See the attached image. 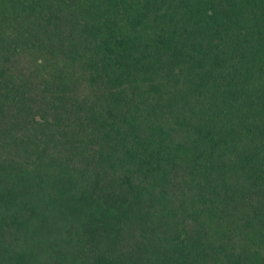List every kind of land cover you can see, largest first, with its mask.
Listing matches in <instances>:
<instances>
[{
    "label": "trees",
    "instance_id": "16d2710c",
    "mask_svg": "<svg viewBox=\"0 0 264 264\" xmlns=\"http://www.w3.org/2000/svg\"><path fill=\"white\" fill-rule=\"evenodd\" d=\"M0 264H264V0H0Z\"/></svg>",
    "mask_w": 264,
    "mask_h": 264
}]
</instances>
